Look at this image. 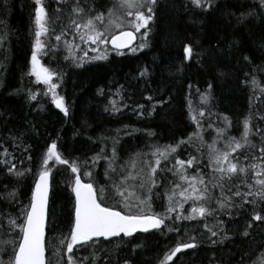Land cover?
<instances>
[{
	"label": "trees",
	"instance_id": "1",
	"mask_svg": "<svg viewBox=\"0 0 264 264\" xmlns=\"http://www.w3.org/2000/svg\"><path fill=\"white\" fill-rule=\"evenodd\" d=\"M23 2L28 18L30 14L32 18L33 51L37 5L35 0ZM72 2L42 0L48 13L47 26L51 34L41 39L56 47L52 50L46 48L38 54L44 66L59 73L52 78V82L57 84L56 93L64 97L68 108L65 115L60 109L52 108L55 103L48 91L49 86L38 82L31 75V70L23 79L27 102L13 90L21 79L22 67L18 62L16 74H11L10 47L14 48V43L11 46L9 34L13 23L23 24L27 20L23 17L25 12L21 15L18 12L20 5L14 0H0V85L5 81L4 88H0V142H9L6 137L10 132L15 141L31 145L34 157L27 168L30 169L27 173L29 177H24L14 189L31 199L30 194L42 168V157L39 158L38 152L46 142L51 144L56 141L62 158L69 161L67 165L49 162L51 196L46 251L47 261L51 260L53 264L57 260L59 264H67V257L71 255L66 250V244L60 245L59 240L69 234L73 221L75 194L72 184L77 175L71 171L73 162L80 168L78 174L81 180L93 184L105 206L122 207L117 203L121 197L115 195L114 185H120L122 177H134L123 181L122 187L134 192L130 200L136 204V197L147 192L150 169L156 166L158 156H154L153 152L157 148L163 150L168 145H176L181 140L188 141L193 133H199L203 140L193 137L190 142L181 144L167 160L161 159L156 173L151 176L156 182L152 192L159 194L152 196L151 212L164 215L174 184L188 187V181L179 179L176 159L186 161L196 157L197 162L186 170L187 176L203 178L209 192L219 196L220 189L213 188L210 183L219 174L214 172L215 166L209 159L212 150L208 145L215 141L216 149L227 151L230 150L228 144L231 138L243 143L244 121L250 118L252 133L248 139L257 148L246 146L231 153V156L238 158L243 165L259 164L260 161L251 159V156H260L258 148L262 137L257 128L264 131V119L261 118L264 117V93L250 83L251 76L255 75L259 84L264 86V72L259 70V67H264V23L255 17L241 18L242 13L259 11L254 6H258L260 0H213V6L206 9L195 7L190 0H157L153 20L147 29L139 31L138 43L133 47L137 51L132 52V48L120 51L122 55L117 54L108 42L94 44L81 40L80 34L68 27L72 19ZM81 3L94 9L92 15L97 11L107 14V9L118 4L119 0H81ZM133 19L127 17L123 29H134L132 24L127 23ZM62 28L65 29L63 37L56 41L55 36L61 34ZM117 31L119 29L109 33L108 40ZM145 31L148 32L146 37L143 35ZM65 41L71 42V50ZM141 43L146 46L139 48ZM186 45L192 47L191 58H186ZM20 50L24 55L27 53L26 43ZM45 52L48 54L45 55ZM104 52L107 59H91ZM243 56H248L251 62L244 61ZM144 69H147V74L141 76L140 72ZM209 84L211 89H208ZM206 91L210 93L207 103L201 99V93ZM33 93L37 95L36 100L29 99ZM148 96L152 100H148ZM137 105H143V108H137ZM201 111L204 113L202 117L199 115ZM193 115L196 120L192 119ZM218 129L223 130L219 135ZM244 154H248L249 159L245 160ZM133 161L136 164L134 168ZM110 162L115 172L109 168ZM85 172L92 175L86 176ZM9 181L0 165V213L10 211L9 215L16 216L20 206L6 199L11 190L5 191L4 186ZM247 182L255 183L251 173ZM142 183L144 188H140ZM225 183L227 193V188L239 181ZM101 186L105 188L102 197L98 191ZM239 186L243 191L248 190L245 184ZM180 190L176 189V192ZM234 200L237 204L241 202L238 197ZM182 201L178 194L173 198V204ZM29 204L30 200L23 205ZM192 206L193 201H188L183 209L178 208L170 215H188ZM212 206L215 207V204ZM257 211L264 215V206L253 208L245 204L239 210L232 209V217L218 211L214 216L174 221L180 226L179 232H170L161 226L162 231L153 229L132 237L121 235L110 238L111 242L105 238L94 239L95 244L90 242L87 249L76 248L74 254L77 261L88 257L84 264L92 260V252L99 257L96 264H124L125 260L130 264H160L165 254L178 243L193 242L190 238L195 237L199 247L183 250L168 264H247L245 261L254 264L258 260H252L253 256L264 245V221L252 219ZM218 220L224 221L223 227L231 239L217 245L200 243L206 236L218 239L208 232V228L219 230ZM247 221L255 226L248 229L250 236L244 237L241 233L247 228L243 225ZM172 223L166 220V224ZM205 225L208 227L205 228ZM136 245L141 247L135 248Z\"/></svg>",
	"mask_w": 264,
	"mask_h": 264
},
{
	"label": "snow or ice",
	"instance_id": "2",
	"mask_svg": "<svg viewBox=\"0 0 264 264\" xmlns=\"http://www.w3.org/2000/svg\"><path fill=\"white\" fill-rule=\"evenodd\" d=\"M191 4L197 8L206 9L213 6V0H190ZM37 7L35 8V42L33 45V51L31 53V75H34L38 82L47 84L48 91L52 93L53 102L56 107L68 114V108L65 105L64 97L59 96L55 89L57 84L52 82L54 76H58L54 70L44 66L38 54L44 52L46 48L52 50L56 45L46 44L41 39L46 34H51L48 25V13L42 3V0H35ZM157 4V0H119L118 4H114L112 7L107 9V14L103 11H97L94 15L91 13L94 11L92 7L87 4H82L81 0H73L71 3L72 19L68 25L69 28H74L77 33L80 34L81 40L91 41L94 44H106L108 42V34L114 29H119V34H113L110 37L113 50L117 54H123L120 49L126 47L131 43L133 39L132 31H123L125 26V19L127 17H134L133 20H128V24L134 26V30L139 32L140 29L148 28L149 22L154 18V7ZM260 10L257 12H249L247 14L242 13L241 18L247 19L249 17L259 18L264 23V0H260L258 6ZM146 9V12H145ZM58 19V18H57ZM65 29H61V34L55 36L56 41H60L63 37ZM143 35L146 37L148 32L145 31ZM71 50L73 46L71 42H64ZM146 45L141 43L139 48H143ZM97 49H93L96 51ZM132 52L137 51V48H132ZM186 58H191L192 47L186 45L184 48ZM48 53L45 52V55ZM87 55V53H85ZM107 53H101L93 60H105L107 59ZM243 60L251 62L248 56H243ZM82 66V65H78ZM261 72H264V67H259ZM147 74V69L140 72L141 76ZM248 74H246L247 76ZM250 83L255 87L260 88V92L264 93V86L260 85L255 75L251 76ZM212 85H208V89H211ZM47 94V93H45ZM29 99L36 100L37 95L31 94ZM148 100H152L151 96L147 97ZM201 99L207 103L210 99V93L208 91L201 93ZM137 108H143V105H137ZM107 110V109H106ZM118 111L119 109H114ZM154 110V109H153ZM143 114V113H141ZM151 115V112L148 113ZM202 117L203 111L199 113ZM264 119V117H261ZM193 120H196V116H192ZM227 121V117L224 118ZM200 127L199 123L197 125ZM211 127V125H209ZM218 135L223 132L222 129H218ZM257 132L260 133L262 140L261 146L258 148L260 156L252 155L251 159L259 160L260 163H251L243 165L240 163L238 158H233L231 153H236L239 149H244L246 146L251 148H257V145L252 144L248 139L252 133V127L250 126V118H246L244 121V131L242 133L243 143L235 138H231L228 144L230 151H220L215 148V141L213 144L208 145L210 151L209 159L214 164V172L219 175L216 177L214 182H210L213 188L220 189V195L214 196L209 192L208 184L205 183L203 178L188 177L186 170L196 163V157H190L188 160L176 159V165L179 166V179L181 181H188V187L182 188L180 184H174L173 190L168 195L169 207L166 209V214L160 215L151 212V201L153 195H159L158 193L152 192V187L155 185V180L151 178L156 173L157 167L160 166L161 159L167 160L169 155L175 153L177 148L181 144L188 143L193 137H199L203 140V137L199 133H193L189 137L188 141L181 140L176 145H168L163 150L157 148L154 152V156H158L155 161V167L150 169V180L147 192L143 196H137L138 203L133 204L130 197L134 195V192H130L122 187L123 181L134 177H122V183L120 185H114L115 195L121 197L118 204H122V207L105 206L102 199L98 198L97 189L94 188L92 183H85L81 180L79 166L73 162L71 165L72 173H76L74 182L72 184V192L75 194V202L73 208V221L70 227L69 234L63 239L59 240L60 245L66 244V250L71 255L67 257V264H84V261L88 260V257H84L80 261H77L74 254V249L85 248L90 246V242L95 244L94 238H105L109 239L113 237H120L123 234L124 237H132L138 230L148 232L149 230H163L161 226H164L170 232H179L180 226L176 225L174 221L179 220H196L197 218L214 216L218 211L229 217L233 216L232 209L239 210L243 208L245 204L251 205L253 208H259L264 206V131L257 128ZM154 135V133H149ZM113 156L116 154L115 148L112 149ZM99 158V156L97 157ZM245 160L249 159L248 154H244ZM31 159V157H29ZM105 159H107L105 157ZM235 159V162L233 160ZM50 161H54L58 164H69V161L63 159L58 151L56 141L47 147L42 157V168L38 173V179L35 183V188L31 194L30 204L21 205L18 200V191L13 189L7 193L6 199L9 203L20 205L18 215L15 217L0 213L4 215L7 221V227L4 225V221H0V228H3L5 232L8 230L18 229L15 235L11 239L3 241L6 247L2 250L3 256L7 259L0 257V264H53L51 260L46 261L45 257V222L47 215V206L49 198V176L51 173ZM7 163V161H5ZM136 166L135 161L132 162V167ZM109 168L115 172V168L112 167V163H109ZM30 171L26 169L24 172L16 169L15 165H11L7 168L9 174H13L16 177L25 175V172ZM249 173L252 174V178L255 183H248L247 179ZM84 175L91 176L90 172H85ZM108 175V172H105ZM238 180V184H234L232 187L227 188V194L225 192L226 181L231 182ZM239 184H245L247 191H243ZM197 185H203V187H197ZM7 187V186H5ZM233 187L236 189L233 191ZM140 188H144V184L140 185ZM176 189H181L179 193ZM100 197L104 195L105 188L101 186L99 188ZM183 198L182 202L173 204V198L176 195ZM234 197L240 198V203L237 204ZM251 197L252 199H249ZM193 201V206L188 215L177 214L171 216V213L177 211V209H183L184 203ZM215 204V207L212 205ZM135 209V211H134ZM252 219L254 221H264V215H261L259 211L255 212ZM22 220V222H21ZM166 220L173 221L171 225L166 224ZM219 227L218 231H214L208 228V232L211 237H218L216 240H212L210 237H204L200 243H208L210 245L223 244L225 240L231 239L226 229H224V221H217ZM208 226L205 225V228ZM252 227V222L248 223L246 228L241 235L244 237L250 236L248 229ZM193 242L178 243L169 253L165 254V257L160 264H168L173 261V258L181 253L185 249H196L199 244L195 241V237L190 238ZM141 245H136L135 248H139ZM10 249V250H9ZM56 252H53L55 255ZM92 260L89 264H96V260L99 258L96 252H92ZM243 259V258H242ZM59 264V260L56 261ZM124 264H130V261L125 260ZM254 264H264V253L261 254V258L254 262Z\"/></svg>",
	"mask_w": 264,
	"mask_h": 264
},
{
	"label": "rangeland",
	"instance_id": "3",
	"mask_svg": "<svg viewBox=\"0 0 264 264\" xmlns=\"http://www.w3.org/2000/svg\"><path fill=\"white\" fill-rule=\"evenodd\" d=\"M16 3H18L19 6V13L20 15L22 13L23 17L27 20V22L25 21V23L20 24L18 22L13 23V30L10 32V37H11V46H13L12 43H14V48L10 47V61H11V66L9 65L11 74H16V68H17V64L18 62L20 63V67H22L21 69V79L19 81V83H17L16 86L14 87V91L17 92L23 100H26L24 92H23V79H24V75L31 70V53H32V39H33V30H32V18H31V14H30V18H28L26 11L27 8L25 5H23L22 3L23 0H14ZM29 2V0H27ZM115 30V29H114ZM114 30L111 32L113 33ZM27 45V53L24 55L23 51L20 50L21 47H23L24 45ZM5 86V81L0 85V88H4ZM120 100V99H119ZM27 102V100H26ZM53 109L59 110V108H57L55 105H52ZM8 140H10L9 142H6L7 140H3L0 142V165H1V170H4V173L6 174V179L10 180L8 183H6L4 189L5 191L9 192L10 190L12 191L16 185L24 179H26V176L29 177V175H27L28 172H25V175L21 176V177H16L13 174H9L7 172V168L11 165H15L16 169L19 171L24 172L25 169L28 168V166L32 163L34 157H33V153H32V147L28 142H23L20 143L18 141L14 140V137L12 136V134L10 132L7 133V137ZM12 141V142H11ZM11 142V143H10ZM50 145V143L46 142L40 149V151L38 152L39 158L43 157L47 147ZM220 151H225V150H220ZM230 151V150H227ZM29 157H31V159H29ZM5 161H7V163H5ZM22 178V179H21ZM18 191V189H17ZM31 195V194H30ZM18 200L21 202V205L23 204H27L30 200V196L28 195L26 198L24 197L23 193H20L18 191ZM16 205V204H15ZM20 206V205H18ZM1 213H5L8 214L7 212H2ZM15 217V216H13ZM0 221H4V225L5 227H7V221L4 215H0ZM22 222V220H21ZM250 221H247V223H243V225H246L248 228V223ZM255 225L252 223V227H254ZM251 227V228H252ZM15 232H18V229L15 230ZM15 232L12 230H8L7 232L4 231L3 228H0V257H2L3 259H7L6 256H3V249L6 247V245H4L3 241L6 239H11L14 237ZM10 250V249H9ZM264 253V245L257 251V253L253 256L252 260H259L261 258V254ZM247 264H249L250 262L245 261Z\"/></svg>",
	"mask_w": 264,
	"mask_h": 264
},
{
	"label": "water",
	"instance_id": "4",
	"mask_svg": "<svg viewBox=\"0 0 264 264\" xmlns=\"http://www.w3.org/2000/svg\"><path fill=\"white\" fill-rule=\"evenodd\" d=\"M120 31V30H119ZM119 31H117L116 33L114 34H119ZM123 31H132L133 32V39L131 41L130 44H128L126 47L120 49V51H125V50H129L131 48H133L135 45H137L138 43V40H139V32H136L134 29H131V28H126V29H123ZM111 37V36H110ZM108 44L109 46L113 49V45L112 43L110 42V38L108 40ZM38 179V178H37ZM36 183V182H35ZM87 183V182H85ZM34 188H35V185H34ZM34 190V189H33ZM50 196H51V173H50V176H49V198H48V206H47V215H46V222H45V249H46V234H47V222H48V215H49V204H50ZM150 231V230H149ZM144 231H140L138 230L136 233L134 234H137V233H143ZM133 234V235H134ZM123 235V234H121ZM102 238V237H101ZM115 238V237H113ZM94 239H100V238H94ZM45 257H46V261H47V251H45Z\"/></svg>",
	"mask_w": 264,
	"mask_h": 264
}]
</instances>
